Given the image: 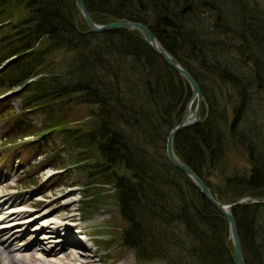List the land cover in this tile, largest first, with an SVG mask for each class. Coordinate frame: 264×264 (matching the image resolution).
Returning <instances> with one entry per match:
<instances>
[{
    "label": "trees",
    "instance_id": "1",
    "mask_svg": "<svg viewBox=\"0 0 264 264\" xmlns=\"http://www.w3.org/2000/svg\"><path fill=\"white\" fill-rule=\"evenodd\" d=\"M81 1L97 25L126 19L146 26L198 84L200 122L174 136V155L219 203L247 199L229 212L243 264H264V11L254 0ZM5 63L0 96L32 81L10 96L17 111L1 109L0 119L11 123L4 148L61 134L62 147L77 151L72 165L86 186L112 194L120 245L137 263L232 264L226 221L164 154L188 86L137 32L90 33L72 0H0ZM79 105L90 117L74 126L83 117ZM232 149L247 171L230 169ZM90 195L82 203L95 209Z\"/></svg>",
    "mask_w": 264,
    "mask_h": 264
},
{
    "label": "rangeland",
    "instance_id": "2",
    "mask_svg": "<svg viewBox=\"0 0 264 264\" xmlns=\"http://www.w3.org/2000/svg\"><path fill=\"white\" fill-rule=\"evenodd\" d=\"M254 1L264 11V0ZM67 58L70 57L61 58V62L57 65L60 68L56 70L64 72V62ZM7 100L8 104L0 105V113L1 109L7 106H11L14 111H17L19 100L15 97ZM87 107L91 111L93 110L92 107ZM192 107L187 111V116L192 113ZM78 110L83 114V117L79 116L78 118L76 115V120L72 122L74 126H80L83 120L90 117L86 105H79ZM3 116L0 119L1 200L7 201V205L12 208L20 207L27 210L28 213L46 209L48 213L52 212L56 216L62 217L64 226L57 229V233H61L60 237L69 231L74 237H77L74 238L75 240L80 239L81 242L78 249L70 250V248L64 247L67 250L61 252V255H65L66 258H70V252H72L74 256L78 253L86 255L89 258V264H139L133 255L120 245L119 236L123 227L112 194L103 191L104 186V188L95 185L86 186L87 180L79 170H76L77 165H72L73 161L79 157L76 156L77 151L69 147H62V135L57 133L44 138L47 141L45 144L39 139L27 138L21 146L3 148L1 146L4 136L11 128L9 120L5 115ZM26 120L36 126H40L42 122L38 116H28ZM32 141L35 146L31 149L28 146ZM50 165H54V167ZM229 167L239 171L248 170V165L242 154L233 149L229 153ZM88 195H90L88 198H97L95 209L82 203V198ZM86 215L87 217H84ZM65 225H68V229L66 228L64 233L61 230ZM23 230H18L16 237H12L18 244L29 245L35 237L41 239L44 234L43 231L36 236H29L27 234L29 229ZM0 241V244L6 241V236L0 237ZM42 245L46 250H51L56 242L48 244L42 242ZM61 247V245L58 248L55 247L54 252H60Z\"/></svg>",
    "mask_w": 264,
    "mask_h": 264
},
{
    "label": "water",
    "instance_id": "3",
    "mask_svg": "<svg viewBox=\"0 0 264 264\" xmlns=\"http://www.w3.org/2000/svg\"><path fill=\"white\" fill-rule=\"evenodd\" d=\"M75 6V9L83 22V24L88 29L90 33H103L113 30H123L128 32H137L142 38L143 42L147 45L149 50L158 58H160L163 63L174 73L180 76L188 86L190 95L187 103L184 106L182 117L177 125L171 128L166 136L164 144V154L167 162L176 170L181 172L185 177H187L197 188L202 199L212 207L227 223L228 227V236L230 244L232 247V264H243V258L241 255V250L239 246L238 235L235 227V222L232 215L229 212V209L233 205L240 204L245 202L247 199H240L232 205H224L219 203L210 193L207 186L204 182L198 178L187 166L182 164L174 155L172 148V141L174 136L181 130H184L188 127L196 125L200 122V107L203 104V97L199 89L198 84L195 80L189 75V73L184 70L179 64L173 61L169 55L157 44L154 37L148 30V28L137 22H131L126 19H119L107 24L97 25L91 21L86 12L83 3L81 0H72ZM6 66L0 68L2 71ZM193 106V107H192ZM192 109L190 115H186L187 111ZM221 182V181H220ZM213 183L214 186L220 184ZM264 203V202H263Z\"/></svg>",
    "mask_w": 264,
    "mask_h": 264
},
{
    "label": "bare ground",
    "instance_id": "4",
    "mask_svg": "<svg viewBox=\"0 0 264 264\" xmlns=\"http://www.w3.org/2000/svg\"><path fill=\"white\" fill-rule=\"evenodd\" d=\"M7 204V201L0 198V237L6 236V241L0 244V264H89V258L86 255H81V253L74 256L70 252V258L61 255V252L67 250L64 247L70 248V250L79 247L75 243L76 241L68 237L66 231L65 236L58 237L57 229L64 226L62 217L56 216L52 212L48 213L46 209L28 213L25 209L12 208ZM67 226L65 225L61 231L64 232L66 228L68 229ZM23 229H29L27 232L29 236H36L43 231L44 234L41 239L35 237L29 245L18 244L12 237H16V232ZM42 242L47 244L56 242V245L51 250H46ZM30 245L31 248H34L33 250ZM59 245L62 246L60 252H54L53 249L58 248Z\"/></svg>",
    "mask_w": 264,
    "mask_h": 264
}]
</instances>
